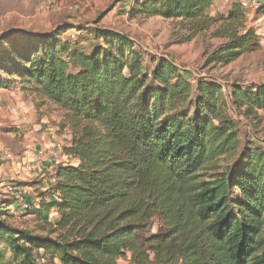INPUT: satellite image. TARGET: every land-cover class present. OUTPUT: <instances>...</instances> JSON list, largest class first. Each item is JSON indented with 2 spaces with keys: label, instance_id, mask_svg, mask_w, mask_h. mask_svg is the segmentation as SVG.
<instances>
[{
  "label": "trees",
  "instance_id": "obj_1",
  "mask_svg": "<svg viewBox=\"0 0 264 264\" xmlns=\"http://www.w3.org/2000/svg\"><path fill=\"white\" fill-rule=\"evenodd\" d=\"M214 1L133 0L124 12L175 23L183 42L220 40L208 64L257 52L239 4L214 17ZM69 31L92 38L88 52L61 39ZM175 64L160 57L148 68L129 37L106 28L0 37V89L30 88L61 111L71 135L64 153L76 161L57 167L55 184L24 211L33 230L12 223L10 203L0 206V264H154L147 243L155 264H264V149L241 142L221 85L199 79L193 88ZM228 97L263 125L264 83L233 85ZM155 216L168 233L142 242Z\"/></svg>",
  "mask_w": 264,
  "mask_h": 264
},
{
  "label": "rangeland",
  "instance_id": "obj_2",
  "mask_svg": "<svg viewBox=\"0 0 264 264\" xmlns=\"http://www.w3.org/2000/svg\"><path fill=\"white\" fill-rule=\"evenodd\" d=\"M126 1L0 0V37L33 36L51 32L62 25L75 27L83 25L86 29L106 28L122 33L136 44L140 53L143 54L144 63L148 68L155 66L159 57L165 56L176 63L181 71L193 75L196 81L204 79L221 85L228 114L238 125L241 142L253 140L264 149V123L261 127H255L248 123L231 107L228 97L233 85L246 87L264 83V19L257 21L255 17H247L248 26L256 30L260 49L255 53L244 55L228 66H221L208 64V59L214 48L221 43L220 40L212 39L209 34H203L191 42H183L182 38L185 33L171 21L159 17L128 18L124 12L126 11ZM235 2L236 0H215L210 15L225 16ZM61 39L72 41L85 52H88L93 44L91 37L79 35L75 31L65 33ZM150 59L154 61L153 64L150 63ZM191 86L195 87V85ZM29 96L33 102L36 100L33 95ZM26 101V97L19 98L14 92L0 93V146L5 147L10 142L16 143L18 139L23 138L21 135L15 136L17 126L11 113L13 106H9V103ZM25 105L27 106V103ZM34 105H38L37 102ZM44 109L54 119L60 120L56 132L58 138L67 135V131L70 133L69 127L62 124V114L60 115L54 109ZM23 115L27 116L25 113ZM32 179L44 181L45 178L32 173L29 181ZM5 202L6 200L1 199L0 206ZM12 223L18 228L28 230H33L36 227L32 217L14 219ZM162 225L158 216L153 217L148 229L143 234L142 242L153 235L167 234L168 231ZM145 249L155 264L156 247L147 243ZM118 264H129V257L126 260H119Z\"/></svg>",
  "mask_w": 264,
  "mask_h": 264
},
{
  "label": "crops",
  "instance_id": "obj_3",
  "mask_svg": "<svg viewBox=\"0 0 264 264\" xmlns=\"http://www.w3.org/2000/svg\"><path fill=\"white\" fill-rule=\"evenodd\" d=\"M150 63L153 64L151 59ZM186 76L188 79L194 78L193 75L189 73H186ZM9 92H14L19 98H22V96L27 98L26 102L9 103V106H13L12 111H14V113H12V115L14 116L15 125L17 126L15 136L21 135L23 138L18 139L16 143L10 142V144L5 147L0 146V201L2 199L6 200V204L10 203L14 215L13 220H19V218L24 219L30 217L25 215L22 206L24 204L33 207L37 206L41 199V194L50 187V184L47 183L46 180L35 181L32 179L29 181L32 173L37 174L33 168L30 167V164L37 159L39 152L49 149L54 141L64 140L65 144H69L71 135L67 131V135L60 136L61 139L58 138L56 132L58 131L57 126L60 120L54 119L48 112H45L44 108L54 109L56 112L60 113V115H63V113L58 111L55 106L47 101L36 97L35 93H33L30 88L27 89L22 88L21 85H15L11 89H0V93L2 94H7ZM29 95H33L36 100L33 102ZM35 102H37L38 105L33 106ZM26 103L27 106L25 105ZM24 113L28 117H25L23 115ZM2 151L11 153L15 161H8L1 157ZM41 168L45 170L46 175H48L51 165L49 162H45L41 165ZM7 257H9L8 252Z\"/></svg>",
  "mask_w": 264,
  "mask_h": 264
},
{
  "label": "built area",
  "instance_id": "obj_4",
  "mask_svg": "<svg viewBox=\"0 0 264 264\" xmlns=\"http://www.w3.org/2000/svg\"><path fill=\"white\" fill-rule=\"evenodd\" d=\"M132 2L133 0H129L126 2V11L132 5ZM236 2L239 4L240 8L245 12L247 17H255L257 21H262L264 19V17H256V12L262 7V5L264 4V0H237ZM176 67L181 70V68L177 65ZM189 82L191 85H196L195 78L189 79ZM11 113H14V111H11ZM65 147V142H63L62 140H56L52 143V146L49 149L39 152L37 155V159L30 164V167H32L33 170L40 175V177L45 178L44 180H46L47 183L50 184V187L55 184L54 174L55 169L57 167L71 166L75 165L76 163L73 158L64 153ZM1 157L8 161H15L14 156L7 151H2ZM45 162H49L51 165V168H49L50 173L48 175H46L45 170H42L41 168V165ZM22 208L23 211H26L29 209V205L24 204ZM39 264H45L44 257L39 258Z\"/></svg>",
  "mask_w": 264,
  "mask_h": 264
}]
</instances>
